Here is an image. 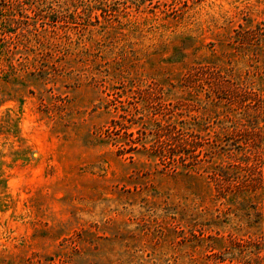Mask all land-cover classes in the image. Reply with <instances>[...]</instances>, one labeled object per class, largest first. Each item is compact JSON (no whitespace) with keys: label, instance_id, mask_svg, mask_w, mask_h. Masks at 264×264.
<instances>
[{"label":"rangeland","instance_id":"rangeland-1","mask_svg":"<svg viewBox=\"0 0 264 264\" xmlns=\"http://www.w3.org/2000/svg\"><path fill=\"white\" fill-rule=\"evenodd\" d=\"M0 264H264V0H0Z\"/></svg>","mask_w":264,"mask_h":264},{"label":"trees","instance_id":"trees-1","mask_svg":"<svg viewBox=\"0 0 264 264\" xmlns=\"http://www.w3.org/2000/svg\"><path fill=\"white\" fill-rule=\"evenodd\" d=\"M114 124H117V122H114ZM131 141L132 142L129 144V145H131L129 149L134 150L135 148H137V146H134L135 140H131ZM121 147H122V149H121L122 151L126 150L125 146H121ZM192 158H193V156H192Z\"/></svg>","mask_w":264,"mask_h":264}]
</instances>
